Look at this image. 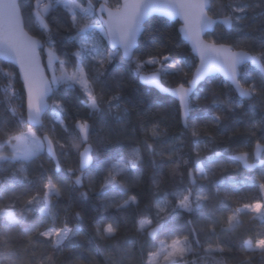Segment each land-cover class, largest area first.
<instances>
[{
  "label": "snow or ice",
  "instance_id": "1",
  "mask_svg": "<svg viewBox=\"0 0 264 264\" xmlns=\"http://www.w3.org/2000/svg\"><path fill=\"white\" fill-rule=\"evenodd\" d=\"M56 4L57 0H49L45 5L35 0L32 5L42 25L46 49L40 40H33L23 30L22 6L18 0H7L5 5L20 16L21 35L29 43L20 49L0 47V57L15 62L22 80V88H17L16 73L0 71L7 78L0 105L5 109L15 105L12 118L0 125V264H33V261L56 264L57 253L65 247L72 250V260L78 264L83 257L75 253L71 241L84 230V213L66 216L59 227H43L45 216H51L53 221L59 219L52 209L62 202L64 193L68 194L66 211L73 199L83 204L97 198V203L92 204L95 215L88 226L98 240L116 241L98 249L104 252L108 264H160L161 260L163 264H198L201 254L215 257L233 252L243 257L239 264H252L253 254L264 257V231L251 233L246 239L241 237L239 243L220 239L217 233L231 210V197L242 192L250 195L242 196L241 200L250 202L226 215V231H235L240 223L237 216L246 210L257 214L255 219L264 224V110L257 113L245 108L246 103L264 92L261 87L264 86V31L259 37L240 38L249 27L247 13L261 7V0L255 4L248 0H175L174 5L164 0H149L142 12L138 0H124L116 5H111L109 0H63L68 24L58 31H67L79 43L78 50L73 43L63 53L56 47L50 25L44 23L45 14L54 12ZM154 10H165L169 17L178 14L182 17L184 24L178 33L183 32L185 40L191 42L199 61L198 67L196 63L193 65L195 79L188 80V69L182 59L173 60L170 55L159 60L155 56L144 59L136 51L142 26ZM29 15L32 16L31 9ZM86 22L91 27H81ZM214 25L232 38L217 40L212 32L208 35L214 39L205 42L203 35ZM88 32L92 33L91 37L85 35ZM241 47L247 50H234ZM41 52L46 55V64ZM117 63L131 65L138 82L150 92L158 93L159 98L144 113H137L142 139L126 138L127 143L113 156L106 149L116 141L111 135L94 140L93 121L105 110L111 115L113 107L120 106L117 102L121 101L123 88L117 83L113 91L103 79L107 68ZM247 63L254 65L256 71L241 72V66ZM69 67L73 71L69 72ZM149 69L153 70L152 76L142 75ZM118 72L123 78L124 71ZM209 73H223L222 83L228 91L221 95L213 90L211 103L198 119L194 113L201 111L200 101L206 98L199 97L193 88ZM175 76L181 79L174 87H160L165 78ZM208 82L211 83V78ZM153 84L158 91L149 87ZM186 84L191 86L185 87ZM60 85L74 90L70 95L75 108L70 110L57 97L64 91L58 88ZM176 98L181 123L192 138V149L187 156L174 147L167 152L158 150L155 141L159 139V122L143 119L149 113H168L170 106L164 101H176ZM237 111L240 117L235 115ZM128 112L125 104L124 113ZM229 113L233 117L230 129L233 135L240 126L246 128L243 142L235 146L217 145L215 136L202 139L207 127L224 123ZM116 119L122 117L118 115ZM202 151L211 155H202ZM45 155L54 165L51 174L42 171L33 177L32 166ZM146 157L150 158L147 162ZM250 159L257 163H249ZM65 161L71 162L67 168ZM146 165L151 168V175L145 192L141 177ZM169 165L174 166L171 185L164 183ZM233 165L238 171L232 170ZM177 172L181 175L175 181ZM217 172L227 174L213 180ZM81 187L87 190L81 192ZM34 189L37 195L25 199ZM52 198H56L54 202ZM213 200L218 203L210 207ZM124 229L134 233L130 242L118 239ZM21 236L28 237V241L26 246L18 248L17 240ZM161 236L165 239L161 240ZM41 247L49 249L51 254L42 252L37 260L36 252Z\"/></svg>",
  "mask_w": 264,
  "mask_h": 264
},
{
  "label": "trees",
  "instance_id": "2",
  "mask_svg": "<svg viewBox=\"0 0 264 264\" xmlns=\"http://www.w3.org/2000/svg\"><path fill=\"white\" fill-rule=\"evenodd\" d=\"M45 1L49 3V0ZM248 2L255 4L257 3V0H248ZM19 3L22 6V15L25 29L31 35L41 39L44 46H47V41L41 34L42 25L39 22V18L35 17V9L32 7V5H34L35 3V0H20ZM109 3L111 5H116L119 3V0H109ZM261 5V7H257L247 13L246 23L249 27H246L240 34L241 39L247 40L253 36L259 37L260 32L264 31V0H261ZM30 9L32 11V16L29 15ZM66 12L67 9L63 7V3L61 2V0H57L56 10L51 13H46L44 18V23L49 24L52 29V36L55 40L56 47L60 50L61 53L65 52V48L72 45L73 43H76L77 46L75 50H78L79 48L78 41L74 42L67 31H58L59 29H61L62 25L66 26L68 24V20L65 16ZM53 17H55V19H53ZM178 25V21H169L160 16H151L144 23V28L141 36L138 39V47L136 51L140 54V57L144 59H150L152 58L151 56H155V58L159 60L165 55H170L173 60L177 58L182 59L184 61L185 67L188 69L187 78L189 80L194 69L193 65L196 63V58L191 54L188 45L181 40L178 33ZM81 27H91V24L86 22L81 24ZM213 32L216 33L215 36L217 40L232 38L231 36L224 34L217 26H215ZM232 32L235 33V26H233ZM45 35H47V33H45ZM85 35L91 37L92 33L88 32L85 33ZM96 35L99 39L98 32ZM205 38L209 41H212V39H214V37L208 35V33L205 35ZM238 49L247 50L243 47ZM41 56L43 62L46 64L45 54L43 52H41ZM60 58L62 59L63 56H60ZM119 69H122L124 71L123 78L119 75ZM240 70L243 73H253L256 71V69L249 66L248 64L244 65V67H241ZM0 71H12L16 73V87L22 88V84L18 78L16 68L13 65L0 61ZM151 71L153 70L149 69L145 70L143 73H148ZM58 74H60L59 71H57V75ZM209 78H211V83L208 82ZM209 78L201 82L195 90V92L198 93L199 97L206 98L200 101L201 111L194 113L195 117H197L198 119L203 116L204 112L207 110L208 105L211 103L213 90L217 91L221 95L228 91V89L225 88L222 83L224 80L223 78H221L220 76H212ZM103 79L109 82L113 91L115 90V84L119 83L123 88V96L121 98V101L117 102L120 103L119 108L113 107V112L111 115H109L107 110H105L100 115L94 118L93 139L103 140L106 136L111 135L116 143L113 146L107 148L106 151L115 156L119 154L125 143H127L126 138L135 136L138 139H142L139 133L140 120L137 117V113H144L145 108L148 107V105H150L155 99L159 98V94L155 91L150 92L141 83L138 82V80L132 74L131 65H126L123 63L114 64L111 67L107 68V74ZM179 79H181V77L179 76L168 77L165 78V80L162 82L166 86H175V82ZM6 82L7 78L0 74V99L4 98ZM261 87L264 88V86ZM58 88H63L64 91L59 92L57 94V97L63 99L64 103L69 107L70 110L75 108V101L71 98L70 95V91L74 90H68L64 85H60L58 86ZM200 89H206V91H200ZM10 94L11 93H9V95ZM195 99L196 98L194 97V102ZM237 99L239 98L237 97ZM141 101L144 102V105H141ZM18 102L20 101L18 100ZM164 102L168 106H170V111L168 113H159L158 115H152L149 113L144 116L143 119H145L149 123H151L153 120L159 122V139L155 141L158 150L167 152L171 150L170 148L174 147L176 149H179L183 154H185V156H187V154L192 149V138L189 136L188 131L183 127L181 123V119L177 112L178 103L174 99H167ZM125 104H127L129 108V112L127 114L124 113ZM14 107L15 105H9L5 109L2 105H0V125L7 123V121L12 118ZM245 108L254 109L257 113L264 110V92H262L260 96L254 97L251 102L246 103ZM16 111L19 112L20 110L16 109ZM118 115L122 117V120L116 119V116ZM235 115L237 117H240L241 113L237 111ZM49 118H51V113H49ZM232 118V115L229 113L224 123L220 124L219 126L211 125L207 127L204 130L202 139H207L208 137L215 136L217 145L232 144L235 146L236 144L243 142L246 139V136L242 134L246 132V128L243 125L240 126L235 130V135H233V133L230 131L232 127ZM44 122L47 123V121ZM121 123H124L123 128H121ZM133 129H136V131L133 132ZM149 135H151V132L149 133ZM149 142L152 143L151 140H149ZM209 147H213V145H209ZM82 149L83 148H81V150ZM241 151H248V149H241ZM201 154L211 155V152L202 151ZM145 159L147 162V159L150 158L146 157ZM158 159L159 157H157V160ZM70 163V161H65L64 167L67 168L68 166H70ZM163 163L166 164L167 162L164 161ZM32 167L34 169L33 177H36L39 176L42 171H47L49 174H51V170L53 169L54 165L45 155L43 159L37 160V162ZM173 167L174 166L172 165L168 166L169 175L164 178L165 184L171 185L174 182L173 173L171 172V169ZM232 170L238 171L235 165L232 166ZM205 171L207 172L208 169L205 168ZM226 174L227 173L217 172L212 178L213 180H220ZM150 175L151 168L146 165L141 177L145 192L147 190V182ZM180 175V172L175 173V181H178L180 179ZM239 178L242 177H238V179ZM85 184H87V181H85ZM86 190L87 189L85 187L80 188L81 192ZM36 195L37 191L34 189L31 191L30 196L25 197V199L31 198V196ZM75 195L78 196V193H76ZM223 195L224 194L221 193V198H223ZM245 195H250V193L242 192L240 196L233 195L231 197V210L227 214L235 213L237 209L243 207V203L250 202L247 199L241 200V197ZM67 197L68 194L64 193L61 197L62 202L56 208L52 209L54 213H58L59 219L53 221V218L51 216H45V223L43 227H59L66 216H71L75 212L82 211L85 215L84 230L81 235L74 237L71 241V244L75 246V253L77 255H82L83 257L78 262V264H108L104 252L99 251L98 249L114 244L116 243V241L98 240L93 236L92 230L88 226L89 220L95 215V213L92 211V204L97 203V198L93 197L91 203L83 204L80 203L79 200L73 199L71 208L67 209L66 211ZM52 199L54 202L56 198ZM217 203L218 201L213 200L210 204V207L216 206ZM226 215L224 218V223L217 228L218 237L220 239L229 240L233 243H239L241 237L246 239L251 233L264 231V224H262L259 219H255V217H253L250 212L244 211L240 212L237 216V220L240 221V223L236 227L235 231L228 232L226 231L228 227L226 222ZM240 224H244L245 226L240 227ZM24 227L26 228L28 227V225H24ZM20 231H23V228ZM133 235V232L124 229L121 231V235L118 239L121 242H124L125 240H128V242H130V238ZM27 241L28 237L21 236L17 240V247L23 248L24 246H26ZM42 252H48L49 255L51 254L49 249L41 247L36 252L35 258L37 260L39 259V256ZM89 253H91V255H89ZM242 258L243 257L236 252L226 253L224 256L218 255L215 257L203 256L201 254V259L199 260L198 264H239V260ZM56 264H77V262H74L72 260V250L65 247L61 252L57 253ZM252 264H264V257H261L258 253L253 254Z\"/></svg>",
  "mask_w": 264,
  "mask_h": 264
},
{
  "label": "water",
  "instance_id": "3",
  "mask_svg": "<svg viewBox=\"0 0 264 264\" xmlns=\"http://www.w3.org/2000/svg\"><path fill=\"white\" fill-rule=\"evenodd\" d=\"M20 0H18L19 2ZM124 2V0H119V3L122 4ZM138 2H140L142 4V7L141 9H139V11H143L144 8H143V5H146L147 3H149V0H138ZM165 3L167 4H171V5H174L175 3V0H164ZM7 3V0H0V47H8V48H17V49H20L22 48L24 45H26L27 43H29V41H27L22 35H21V22H20V16L17 15L15 13V11L8 7L6 8L5 5ZM98 7V6H97ZM179 11V10H178ZM151 16H160V17H163L169 21H178L179 22V25H178V30H180L182 27H183V19L182 17L178 14L176 17H169L166 13L165 10H154L152 12L149 13L148 17H146V20L145 22L147 21L148 18H150ZM107 18V17H105ZM214 18H218V17H214ZM219 18H222V17H219ZM7 20V23L5 24L4 21ZM144 22V23H145ZM216 25L213 26L212 29H207L205 34L203 35V39L205 40V42H211L209 40H207L205 38V35L207 33H211L214 31V28H215ZM225 28L227 26H224ZM143 28H144V25L142 26V31H143ZM23 30L27 33V35L29 37H31L33 40H40L41 43H43V41L33 35H31L24 27V22H23ZM179 35H180V38L181 40H184V42L188 45L189 49H190V52L191 54L196 58V65L197 67L199 66V61H198V58L196 57V53L194 52L193 48H192V45H191V42L190 41H187L185 40L184 38V35H183V32H179ZM234 50H244V49H234ZM120 53L121 55H123V49L121 48L120 50ZM43 60V59H42ZM0 61H3L5 63H8V64H11L13 65L15 68H16V71H17V74H18V78L20 80V75H19V70H18V67L15 65V62L12 61V60H9L5 57H0ZM249 66L253 67L254 69L255 66L252 65L251 63H247ZM246 65V64H245ZM244 65H242L241 67H243ZM195 73H196V68L194 67L192 73H191V76L189 78V81L195 79ZM142 75L144 76H152L153 75V71L151 72H148V73H142ZM212 76H220L221 78L225 79L223 73H209L207 77H205L203 80H200V81H197V84L196 86L193 88V91L196 90V88L198 87V85L203 82L204 80H206L207 78L209 77H212ZM159 79V77H158ZM21 84H22V80H20ZM166 85L163 84V82L161 81L160 82V87H165ZM191 85L189 84H186L185 87H189ZM149 87L151 88H154L158 91V88L155 84L153 85H150ZM174 87V86H172ZM176 101L178 103V98H176ZM27 115V113L25 112V116ZM34 127H39V125H35ZM83 151V149L81 150ZM238 154V153H237ZM249 163H257V161L255 159H253V161H248Z\"/></svg>",
  "mask_w": 264,
  "mask_h": 264
},
{
  "label": "rangeland",
  "instance_id": "4",
  "mask_svg": "<svg viewBox=\"0 0 264 264\" xmlns=\"http://www.w3.org/2000/svg\"><path fill=\"white\" fill-rule=\"evenodd\" d=\"M40 2H41V5H45L47 2L45 1V0H40ZM61 2L63 3V0H61ZM98 35H99V33H98ZM47 48V46H45V49ZM45 59L47 60V58H46V55H45ZM160 67V65H159V63L156 65V68L158 69ZM68 71L69 72H71V71H73L71 68H69L68 69ZM50 74V73H49ZM51 75V74H50ZM58 75H60V74H58ZM197 176H199V173H197ZM242 208V207H241ZM240 209V208H239ZM246 212H247V210H246ZM248 212H250V211H248ZM251 213V212H250ZM251 215L253 216V217H256L257 216V214H255V213H251ZM243 226H245L244 224H240V227H243ZM160 239L161 240H164L165 239V237H160ZM160 264H163V261L161 260V262H160Z\"/></svg>",
  "mask_w": 264,
  "mask_h": 264
},
{
  "label": "flooded vegetation",
  "instance_id": "5",
  "mask_svg": "<svg viewBox=\"0 0 264 264\" xmlns=\"http://www.w3.org/2000/svg\"><path fill=\"white\" fill-rule=\"evenodd\" d=\"M244 67V66H243ZM250 161H253V159H250Z\"/></svg>",
  "mask_w": 264,
  "mask_h": 264
}]
</instances>
